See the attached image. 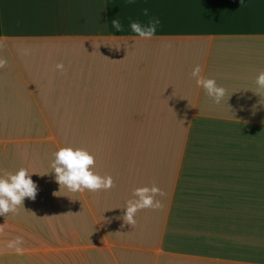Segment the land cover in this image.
<instances>
[{"label":"crops","instance_id":"1","mask_svg":"<svg viewBox=\"0 0 264 264\" xmlns=\"http://www.w3.org/2000/svg\"><path fill=\"white\" fill-rule=\"evenodd\" d=\"M152 18L160 24L151 39L131 32L130 21ZM30 49L64 82L81 74L103 88L109 129L135 127L107 129L111 146H96L106 136L88 142L102 159L96 172L115 181L111 190L76 194L53 227L26 200L0 216V264H264V91L255 83L264 71V0H0L8 62L0 122L16 102L34 110L9 102L15 90L47 86L21 79ZM83 53L80 67L73 60ZM197 64L227 89L220 104L191 77ZM31 138H0V174L14 173L10 155L22 152L4 142ZM153 184L165 194L161 207L139 211L134 227L118 219L133 190ZM18 236L23 254L7 247Z\"/></svg>","mask_w":264,"mask_h":264},{"label":"rangeland","instance_id":"2","mask_svg":"<svg viewBox=\"0 0 264 264\" xmlns=\"http://www.w3.org/2000/svg\"><path fill=\"white\" fill-rule=\"evenodd\" d=\"M37 50L38 53L41 54L48 53V50L45 49L39 48ZM23 53H26L27 56L30 55V63L25 68L23 67V70L25 69L26 71L24 70L23 75H21V79L23 77L24 80L31 81L32 83L35 81L40 83L41 81L43 84H47V86L45 88L37 87L33 89H25L24 93L26 96L18 95L17 93L21 91L15 90L14 96L12 99H9V102L23 100L27 103V105H32L34 110L18 112L17 108H19V104L21 102H16L13 111L5 110V116L7 119L0 122V134L6 128L12 129V127H14L18 129L14 130L15 136L18 134L21 136L16 137L22 138L23 136L30 135V132L28 133L27 131L28 123H41L45 130L43 136H47L42 139L40 138V140L50 141L54 146V148L51 149L53 146L45 143V147L41 149L39 153V163L45 167V173L43 172L44 176L46 174V176H49L50 178L55 177V173L52 172V168L50 166L52 160L54 159L53 154L59 150V148L64 146L87 149L95 157L96 168V164L101 163L102 159L100 155L95 154V151L91 150L88 142L92 144V141H98L97 139H100V137L106 136L103 142L101 144H97L96 146L103 144L108 146L114 145L111 137L108 136V131L105 128V123L107 122L102 121L104 119L111 118V116L105 115V111L108 109H105V106L102 104L105 102L102 100L104 92V90H102L103 88H92V85L88 86L85 80V75L81 74H76L78 80L75 79L73 82H64L65 76L61 77V74H56V71L50 69L48 65L46 67H40L38 65V56L32 55L35 53L34 50L30 49ZM80 55H75L73 61L78 62L79 66L83 67L87 63L88 59L85 56V53ZM127 122L133 121H123V123L114 124L111 126L109 131L118 130L121 125L124 127H121L118 133L122 132L125 128L132 131L135 126H133L132 123ZM6 134L10 135L11 133L6 131ZM6 143L7 142H4V144ZM36 150L39 149L37 148ZM10 160L14 162L15 170H18L20 168V155H10ZM10 167L14 169L13 165H10ZM46 188V195L43 194V190L40 191L38 189L35 200L29 199V201H31V206L34 208V210L31 209L32 213H36V215L41 216L42 220L45 221V224L48 227H53L52 219L56 216V213L59 210H55V200L57 199L58 193H60V189L63 190V193L61 197H59V201L62 200L64 211L70 203L72 204V197L78 193L80 194V192L72 193L66 188H60V185L57 182H53ZM88 192L89 191L87 190L84 191L85 194ZM52 193L56 194L51 195ZM40 201L44 207L39 205ZM78 201L80 206H83L79 199ZM73 204L75 206L74 199ZM47 205L50 206L47 207V212L50 213V215L43 217V214L37 210L40 209L44 212Z\"/></svg>","mask_w":264,"mask_h":264},{"label":"clouds","instance_id":"3","mask_svg":"<svg viewBox=\"0 0 264 264\" xmlns=\"http://www.w3.org/2000/svg\"><path fill=\"white\" fill-rule=\"evenodd\" d=\"M132 2V0H130ZM143 14L148 15V10L144 9ZM119 14H117V17ZM160 24L158 18H152L147 24H142L138 20L130 21L129 28L131 32L137 34L140 38L151 39L156 33L157 26ZM111 25L116 32H122L124 26L118 18L111 21ZM7 60L0 58V69L7 66ZM57 69L63 71V64H57ZM203 68L197 64L191 77L195 80L198 87L204 89L206 95L210 97L215 104H220L227 95V89L217 84L215 78L202 75ZM255 83L258 93L264 91V71L259 72ZM257 93V94H258ZM51 162L52 172L55 173V180L60 188H66L72 193L109 191L115 187V181L111 175H100L95 171V157L87 149L64 146L59 148L54 154ZM33 173L27 168L21 167L13 172H4L0 174V216H7L9 213H17L19 208L24 205L25 198L35 200L38 187L32 180ZM56 193H53L55 195ZM165 195L164 192L155 184L152 186L137 187L133 190V199L126 201V209L122 217L125 224L134 227L136 225V214L144 209H159L160 200L157 196ZM24 207V206H23ZM123 227V225H122ZM23 238L18 236L9 241L7 247L14 249L17 254H23Z\"/></svg>","mask_w":264,"mask_h":264},{"label":"trees","instance_id":"4","mask_svg":"<svg viewBox=\"0 0 264 264\" xmlns=\"http://www.w3.org/2000/svg\"><path fill=\"white\" fill-rule=\"evenodd\" d=\"M19 109H20V112H26L21 108H19ZM105 128H106V130L109 129V126L107 123H105ZM14 130H18V129H16L14 127H12V129L6 128L0 134V138H16V140H17L16 136H21V135L17 134L15 136ZM6 131H9L11 134L7 135ZM27 131H28V133L30 132L29 136L32 137L31 140L7 142L5 144L4 148H5V150L12 149L15 147H16L15 149L22 148V152L20 153L21 154L20 155V162L24 163L26 165L25 168H27L29 170V172L33 173L31 176L32 180L37 184L38 189L40 191L43 190V194L46 195L45 194L47 192L46 187L48 185H51L53 182L56 183V180H55V177L50 178L49 176H46V174L44 176L43 172L45 173V170H44L45 167L40 165V163H39V160H40L39 153H40L41 149H43L45 147V143L48 145H52V146H53V143H51L50 141H46V140L45 141L40 140V138L43 136V133H45V130H44L43 125H41V123H39V122H35L33 124L28 123ZM80 136L82 137L81 134H80ZM98 140H101V139H98ZM2 145L3 144L0 143V149H3ZM37 148L39 150H36ZM53 148H54V146L51 149H53ZM9 172H12V171L9 170ZM62 193H63V190L60 189V193H58L57 199L55 200V210H58L61 207H63L62 206V203H63L62 200L59 201V197H61ZM40 194H41V192H40ZM51 195H53V193ZM25 200H26V202L31 203V201H29L28 198H25ZM41 203L42 202L40 201L39 205L44 207ZM47 207H50V206L47 205L45 207V212H46L47 216H49L50 213L47 212ZM32 209H33V207H32ZM53 219H54V217H53ZM53 219H52V223L54 226L55 222L53 221Z\"/></svg>","mask_w":264,"mask_h":264}]
</instances>
